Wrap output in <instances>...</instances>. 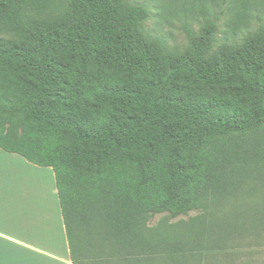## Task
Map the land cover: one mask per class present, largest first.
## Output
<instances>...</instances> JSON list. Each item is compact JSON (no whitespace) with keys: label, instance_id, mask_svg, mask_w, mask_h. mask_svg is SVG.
<instances>
[{"label":"trees","instance_id":"trees-1","mask_svg":"<svg viewBox=\"0 0 264 264\" xmlns=\"http://www.w3.org/2000/svg\"><path fill=\"white\" fill-rule=\"evenodd\" d=\"M148 1L184 52L145 3L0 0V149L52 170L72 264L236 263L264 241V0Z\"/></svg>","mask_w":264,"mask_h":264},{"label":"crops","instance_id":"crops-1","mask_svg":"<svg viewBox=\"0 0 264 264\" xmlns=\"http://www.w3.org/2000/svg\"><path fill=\"white\" fill-rule=\"evenodd\" d=\"M18 157L21 158L0 149V264H31L28 258L33 263L46 258L53 264H72L64 242L59 247L49 239L51 232L57 233L58 226L53 192H49L52 182L26 166L44 168L23 158L21 165ZM26 171L40 175V182L33 185L24 175ZM39 235L45 243L38 239Z\"/></svg>","mask_w":264,"mask_h":264},{"label":"rangeland","instance_id":"rangeland-1","mask_svg":"<svg viewBox=\"0 0 264 264\" xmlns=\"http://www.w3.org/2000/svg\"><path fill=\"white\" fill-rule=\"evenodd\" d=\"M127 1H129L130 3L138 2V3H145L146 4V6L150 12L151 19L145 24V26L148 29H154V34H156L157 36H159L160 38H162L165 41L168 49H170V50L175 49V50H178L180 52H184L186 50V48L188 47V42H187L186 36L184 34L183 20L182 19L175 18V19L171 20L170 22H168L167 24H161V26H158L156 24L157 20L155 17L157 14V10L153 6V4H150V2L148 0H127ZM202 25H203V23L201 21H199V22L192 23L191 27L194 30V32L196 34H198L200 32ZM222 29H223V21L221 20L218 23V28L215 32V35H214V38L212 41L213 42V45H212L213 50L217 49L223 43ZM0 36H2L4 38H8V37L11 38L9 35L8 36L0 35ZM18 160H19L18 162L21 165H24L22 163L23 161L21 158H19ZM19 163H18V165H19ZM26 167L42 173L45 178H48L52 182V191L49 190V192H53V203L56 207L58 226H57V233L51 232L53 235H50L49 239L52 243H55L59 247H61L62 242H64V245L66 246L65 249L68 252L67 243H66V239H65V235H64L65 234L64 228H63L59 204H58V199H57L54 174H53L52 170L49 168H44V169H37L36 168L35 169V167H29V166H26ZM17 175H18V171H17ZM24 175H26V178L29 181L33 182V185L35 182H40V180H41V176L36 174V172L26 171L24 173ZM17 191H18V186H17ZM257 193H258V191H256V194ZM195 215H197V213H191L190 214V216H195ZM160 218H161V216L155 217L153 220V223H156ZM183 219H187V218H183ZM41 236L42 235H39L38 239H41ZM41 240L43 241V243H45L44 239H41ZM254 241L255 240L253 238H251V237L248 238L247 242H248V244L251 245V247L247 246V247L241 249L243 254H242V258L239 261H237L236 263L235 262L233 263L231 260L227 259V260L223 261V264H230V263H232V264H264V241H257L259 243H254ZM63 251H64V249H63ZM249 251L251 252L250 255L245 254L246 252H249ZM36 259L37 258H35L34 261H36ZM28 260L31 262V264H53L52 263L53 261L46 259V258H44L43 260L39 259L35 263H33L32 259L28 258Z\"/></svg>","mask_w":264,"mask_h":264}]
</instances>
